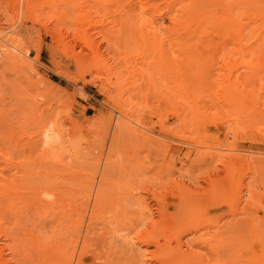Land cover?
<instances>
[{"label":"rangeland","instance_id":"rangeland-1","mask_svg":"<svg viewBox=\"0 0 264 264\" xmlns=\"http://www.w3.org/2000/svg\"><path fill=\"white\" fill-rule=\"evenodd\" d=\"M57 1L33 0L31 8L35 15L49 16ZM66 1L90 11V0ZM19 3L0 0V26L16 25L13 40L29 46L28 62L44 83L58 87L59 95L48 100L42 86L32 92L31 84L39 80L32 70L17 72L19 80L15 72L0 69V171L13 181L17 178L18 186L25 185L17 191L19 198L31 201L34 188H48L54 174L62 171L56 166L61 161L81 175L80 204L91 181L98 187L104 182L105 190H110L102 219L109 220L117 204L129 217L140 216L132 194L142 198L156 221L165 208L167 217H177L180 227L215 219L222 224L251 220L264 232V157L256 155H264V84L259 82L264 76V47L244 51L249 38L213 36L185 53L170 50L169 45L152 48L136 43L125 32L117 64L115 48L108 50L106 44L100 52L102 60L97 59L115 71L93 66L96 56L88 52L86 65L78 68L74 63L65 65L45 27L21 22L14 8ZM96 40L101 41L100 36ZM109 40L114 41V36ZM190 64L193 68H188ZM34 94L39 97L33 105ZM33 107L40 108L43 116L35 115ZM42 117L50 125L61 126L63 137V145L51 147L43 161L37 145ZM118 118L126 124L120 126ZM137 120L142 127L135 124ZM247 153H254L255 162L263 166L254 178L248 173V162L236 161ZM36 159L38 163L31 166ZM123 165L129 166L127 173L120 169ZM25 169L34 173L24 180ZM42 173H53V177ZM62 188L59 185L56 190ZM223 198L229 206L218 207ZM2 201L0 222L11 226L17 221L8 213L11 202ZM35 219L27 218L23 225L34 226ZM104 228L101 220H95L91 229ZM213 233L211 229L210 235L201 236L188 259L193 264H240L241 253L233 250L236 242L226 245ZM124 237L118 236L114 245L120 248ZM169 238L171 249L177 251L176 235ZM219 246L226 249L224 254L217 250ZM261 251L264 247H255L254 257H260Z\"/></svg>","mask_w":264,"mask_h":264},{"label":"bare ground","instance_id":"bare-ground-1","mask_svg":"<svg viewBox=\"0 0 264 264\" xmlns=\"http://www.w3.org/2000/svg\"><path fill=\"white\" fill-rule=\"evenodd\" d=\"M32 2L20 0L19 5L14 6L17 17H21V22L45 27L65 57V65L74 63L78 68L86 65V52L96 56L93 66L104 67L103 62L97 61L101 59L103 44L108 46V50L115 48L118 58L113 60L117 64V59L121 57L119 43L125 32L136 43H145L152 48L169 45L170 50L185 53L195 51L199 43L213 36L239 41L249 38L250 44L243 47L244 51H251L254 46L264 47V0H90L88 12L81 5L75 7L73 3L59 0L53 4L49 16L35 15ZM251 26L255 28L248 31ZM15 28L16 25L6 29L0 26V69L15 72L19 80L17 72L25 70H32L39 77L28 62L29 46L12 38ZM96 36H100L101 41L96 40ZM112 36L114 41L109 40ZM105 67L109 68V72L115 71L109 64ZM188 68H193V65ZM181 71L178 70L179 73ZM184 72L186 76L187 71ZM259 82L264 84L263 75L259 77ZM39 86H42L41 91L48 100L59 98L58 87L53 83L47 85L39 77L31 84V91H37L35 87ZM45 96L41 95L44 99ZM38 97L34 94L33 105L38 103ZM32 111L35 115L44 114L38 107H33ZM119 112L124 116L122 110ZM117 123L120 126L126 124L120 118ZM135 124L143 126L141 120ZM60 127L50 125L42 117L37 126V145L42 153L39 159L45 157L51 147L63 145ZM253 154H240L236 161L248 162V173L254 178L263 166L255 162L258 158ZM256 155L264 157L263 154ZM88 157L94 158V154H88ZM39 159L31 166L36 165ZM126 159L132 162L131 158ZM56 166L62 171L54 174L55 180L48 188H34V199L31 201L18 197V189L25 188V185L18 186L17 178L13 181L4 175L5 171H0V200H3L2 204L11 202L7 204L8 213L17 220L11 226L0 222V264H122V261H125L123 264H184L186 260L185 264H193L188 257L193 255L196 242L201 236L210 235L211 229L214 239L225 241L226 245L236 242L233 250L241 253L239 258L243 261L240 264H264V251H261L260 257H254L255 247H264L263 228L251 220L222 224L215 219L180 227L178 218L167 217L165 208H162L156 221L148 206H143L142 198L132 194L130 197L139 204L140 216L129 217L126 209L122 210L123 206L117 204L110 212L111 218L102 219V208L108 202L107 194L110 192L105 190L104 182L98 187L96 181H91L85 202L80 204V173L61 161ZM120 169L127 173L129 166L123 165ZM33 173V170L25 169L21 178L25 180ZM42 174L53 177V173ZM59 185H62V190H56ZM139 191L142 190H135ZM255 200H259L258 196ZM227 206L229 202L223 198L218 207ZM2 211L0 205V213ZM31 217H36L34 226L25 227L23 221ZM95 220H101L104 230L92 231ZM172 233L178 240L177 251L172 250L169 243ZM120 235L125 237L119 248L114 242ZM217 250L222 254L226 251L221 246Z\"/></svg>","mask_w":264,"mask_h":264}]
</instances>
